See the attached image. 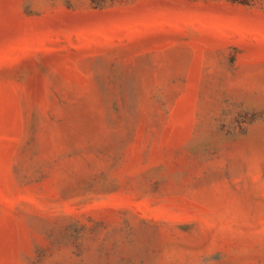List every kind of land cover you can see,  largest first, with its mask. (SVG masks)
<instances>
[{"label":"rangeland","instance_id":"rangeland-1","mask_svg":"<svg viewBox=\"0 0 264 264\" xmlns=\"http://www.w3.org/2000/svg\"><path fill=\"white\" fill-rule=\"evenodd\" d=\"M0 264H264V0H0Z\"/></svg>","mask_w":264,"mask_h":264}]
</instances>
